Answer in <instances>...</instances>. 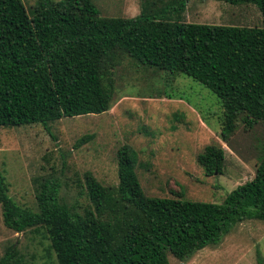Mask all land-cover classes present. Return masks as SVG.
I'll return each instance as SVG.
<instances>
[{
  "label": "trees",
  "instance_id": "obj_1",
  "mask_svg": "<svg viewBox=\"0 0 264 264\" xmlns=\"http://www.w3.org/2000/svg\"><path fill=\"white\" fill-rule=\"evenodd\" d=\"M226 1L253 3L264 18V0ZM185 4L140 0L132 16H106L95 0H34L30 11L22 0H0V128L31 122L48 128L63 116L108 110L123 61L165 76L183 73L209 88L221 106L224 142L239 123L244 129L264 123V26L185 21ZM195 158L205 174L221 173L224 148L207 143ZM136 160L135 148L123 143L115 184L84 171L88 204L81 210L60 199L53 177L38 181L34 209L20 205L0 170L2 222L16 232L40 231L58 264H169L166 251L185 259L234 222L264 219V141L254 175L221 202L147 195ZM19 259L11 243L0 264Z\"/></svg>",
  "mask_w": 264,
  "mask_h": 264
},
{
  "label": "rangeland",
  "instance_id": "obj_2",
  "mask_svg": "<svg viewBox=\"0 0 264 264\" xmlns=\"http://www.w3.org/2000/svg\"><path fill=\"white\" fill-rule=\"evenodd\" d=\"M30 11L34 0H22ZM100 14L132 16L140 0H95ZM185 21L264 26L253 3L226 0H186ZM165 76L158 70L123 61L115 70V96L101 113L63 116L48 123L6 125L0 128V170L13 200L31 209L38 181L53 177L60 199L81 210L88 204L83 173L90 171L102 184L117 182L116 150L130 143L136 150L135 173L147 195L182 196L221 202L236 185L254 175L264 141V123L244 129L239 123L229 143L219 137L221 106L217 96L190 76ZM171 94V96H167ZM91 137L78 146L83 135ZM210 142L224 148L221 173L205 174L196 153ZM14 243L18 263L58 264L49 239L40 231L16 232L2 222L0 257ZM169 264H264V219L234 222L216 243L185 259L165 252Z\"/></svg>",
  "mask_w": 264,
  "mask_h": 264
}]
</instances>
